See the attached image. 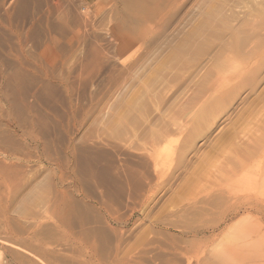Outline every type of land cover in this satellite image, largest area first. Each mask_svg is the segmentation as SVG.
Returning <instances> with one entry per match:
<instances>
[{
  "label": "rangeland",
  "instance_id": "rangeland-1",
  "mask_svg": "<svg viewBox=\"0 0 264 264\" xmlns=\"http://www.w3.org/2000/svg\"><path fill=\"white\" fill-rule=\"evenodd\" d=\"M142 1L0 0V264H264V0Z\"/></svg>",
  "mask_w": 264,
  "mask_h": 264
},
{
  "label": "bare ground",
  "instance_id": "bare-ground-1",
  "mask_svg": "<svg viewBox=\"0 0 264 264\" xmlns=\"http://www.w3.org/2000/svg\"><path fill=\"white\" fill-rule=\"evenodd\" d=\"M126 3H127V5H126V7L128 8V9H130V10H133V11H140V12H144V11H142V10H147V7L149 6V5H146V4H144L143 3V1L142 0H124ZM148 1V0H147ZM148 3V2H147ZM146 5V6H145ZM7 86H9L11 89H12V92H14V90L16 91V96L17 97H15V98H17L18 100H17V102L15 103V104H17V106H19V101H21V98H20V91H19V89L16 87V89L15 88H13L12 87V81H10V79L8 80V82H7ZM10 89V90H11ZM14 94H15V92H14ZM12 95V94H11ZM12 97H14V96H12ZM19 108V107H18ZM252 199V198H251ZM248 200H249V198H248ZM257 206V205H256ZM253 207V206H252ZM256 209V208H255ZM38 238V237H37ZM49 249V248H48ZM49 255V254H48Z\"/></svg>",
  "mask_w": 264,
  "mask_h": 264
},
{
  "label": "crops",
  "instance_id": "crops-1",
  "mask_svg": "<svg viewBox=\"0 0 264 264\" xmlns=\"http://www.w3.org/2000/svg\"><path fill=\"white\" fill-rule=\"evenodd\" d=\"M94 1V0H93ZM13 87V86H12ZM15 89H16V87H14ZM11 91H12V89H11ZM14 92H15V95H16V91L14 90ZM14 92L13 93H11L12 95L11 96H13V94H14Z\"/></svg>",
  "mask_w": 264,
  "mask_h": 264
}]
</instances>
